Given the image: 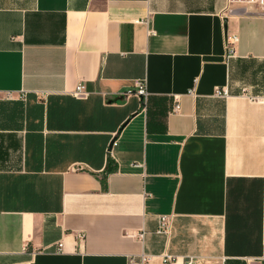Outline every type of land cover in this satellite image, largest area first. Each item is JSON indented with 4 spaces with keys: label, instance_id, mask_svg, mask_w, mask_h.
Here are the masks:
<instances>
[{
    "label": "crops",
    "instance_id": "crops-1",
    "mask_svg": "<svg viewBox=\"0 0 264 264\" xmlns=\"http://www.w3.org/2000/svg\"><path fill=\"white\" fill-rule=\"evenodd\" d=\"M263 97L254 6L0 0V264H264Z\"/></svg>",
    "mask_w": 264,
    "mask_h": 264
},
{
    "label": "built area",
    "instance_id": "built-area-1",
    "mask_svg": "<svg viewBox=\"0 0 264 264\" xmlns=\"http://www.w3.org/2000/svg\"><path fill=\"white\" fill-rule=\"evenodd\" d=\"M229 5H251L256 8H258L261 12H264V0H227ZM238 43V37L237 36H232L229 37L227 40V48L230 54H234V48L233 45ZM84 90V86L79 85L77 87V90L75 92V96H80ZM137 94L145 101H147V93L145 90L144 82L140 81L137 83ZM216 97L220 99H226L228 97V90L225 88H222L216 92ZM255 102H261L264 104V97L263 98H251ZM180 109V105L176 103L174 107V111H178ZM161 229L160 233H170V228H171V222L172 220L167 218V217H162L161 218ZM140 239H144V233L142 232L140 235ZM167 260L171 261L170 257L166 258ZM151 261V258H149L146 255H142L139 260H132L131 264H147L148 262ZM166 263V262H165ZM170 263V264H171ZM167 264V263H166ZM169 264V263H168ZM185 264H197L196 260L194 257H189L187 262Z\"/></svg>",
    "mask_w": 264,
    "mask_h": 264
},
{
    "label": "trees",
    "instance_id": "trees-1",
    "mask_svg": "<svg viewBox=\"0 0 264 264\" xmlns=\"http://www.w3.org/2000/svg\"><path fill=\"white\" fill-rule=\"evenodd\" d=\"M198 132L199 133H203L204 131L200 128L199 130H198ZM166 264V263H165Z\"/></svg>",
    "mask_w": 264,
    "mask_h": 264
},
{
    "label": "water",
    "instance_id": "water-1",
    "mask_svg": "<svg viewBox=\"0 0 264 264\" xmlns=\"http://www.w3.org/2000/svg\"><path fill=\"white\" fill-rule=\"evenodd\" d=\"M112 145H113V143H112L111 146H110L111 148H112Z\"/></svg>",
    "mask_w": 264,
    "mask_h": 264
}]
</instances>
